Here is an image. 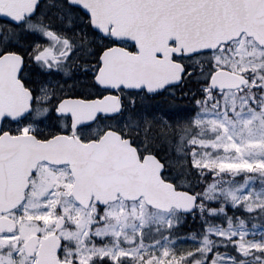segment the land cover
<instances>
[{"label":"snow or ice","instance_id":"snow-or-ice-1","mask_svg":"<svg viewBox=\"0 0 264 264\" xmlns=\"http://www.w3.org/2000/svg\"><path fill=\"white\" fill-rule=\"evenodd\" d=\"M0 264H264V0H0Z\"/></svg>","mask_w":264,"mask_h":264}]
</instances>
